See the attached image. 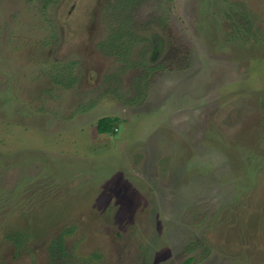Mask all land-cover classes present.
Wrapping results in <instances>:
<instances>
[{"label": "rangeland", "instance_id": "374dc122", "mask_svg": "<svg viewBox=\"0 0 264 264\" xmlns=\"http://www.w3.org/2000/svg\"><path fill=\"white\" fill-rule=\"evenodd\" d=\"M0 264H264V0H0Z\"/></svg>", "mask_w": 264, "mask_h": 264}, {"label": "trees", "instance_id": "16d2710c", "mask_svg": "<svg viewBox=\"0 0 264 264\" xmlns=\"http://www.w3.org/2000/svg\"><path fill=\"white\" fill-rule=\"evenodd\" d=\"M113 119L110 117L100 118L96 125V130L98 133H107L112 131Z\"/></svg>", "mask_w": 264, "mask_h": 264}]
</instances>
